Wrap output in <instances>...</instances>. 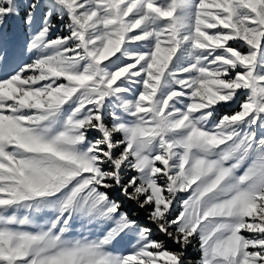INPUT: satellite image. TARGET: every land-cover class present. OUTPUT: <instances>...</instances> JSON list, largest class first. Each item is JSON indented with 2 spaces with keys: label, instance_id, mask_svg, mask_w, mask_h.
I'll return each instance as SVG.
<instances>
[{
  "label": "snow or ice",
  "instance_id": "obj_1",
  "mask_svg": "<svg viewBox=\"0 0 264 264\" xmlns=\"http://www.w3.org/2000/svg\"><path fill=\"white\" fill-rule=\"evenodd\" d=\"M0 264H264V0H0Z\"/></svg>",
  "mask_w": 264,
  "mask_h": 264
},
{
  "label": "rangeland",
  "instance_id": "obj_2",
  "mask_svg": "<svg viewBox=\"0 0 264 264\" xmlns=\"http://www.w3.org/2000/svg\"><path fill=\"white\" fill-rule=\"evenodd\" d=\"M189 253H190V255H194V253H192V250L191 249H189Z\"/></svg>",
  "mask_w": 264,
  "mask_h": 264
}]
</instances>
